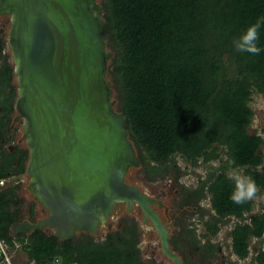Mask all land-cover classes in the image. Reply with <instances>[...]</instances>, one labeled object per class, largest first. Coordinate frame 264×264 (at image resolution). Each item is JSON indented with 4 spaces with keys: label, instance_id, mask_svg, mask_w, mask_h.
I'll return each instance as SVG.
<instances>
[{
    "label": "trees",
    "instance_id": "1",
    "mask_svg": "<svg viewBox=\"0 0 264 264\" xmlns=\"http://www.w3.org/2000/svg\"><path fill=\"white\" fill-rule=\"evenodd\" d=\"M101 4L103 32L109 33L107 46L113 51L108 73L147 178L166 169L176 156L193 165L200 160L206 164L207 178L197 189L207 185L210 205L220 216L242 217L253 199L233 203L229 198L233 184L223 166L228 167L227 159L234 160V167H243L257 187H264V169L256 167L263 159L258 151L262 139L248 130L252 93L264 91V24L259 55L235 51L232 40L246 25L264 18V0H101ZM1 41L0 37V139L11 127L15 96ZM26 156L22 147L16 145L9 152L0 141V179L5 180L0 184V237L10 251L18 247L31 264H137L131 228L99 241L88 233L59 240L38 229L10 235L9 224L21 213L17 190ZM218 157L222 163L215 166ZM11 204L17 208L12 210ZM29 218L33 219L32 204ZM207 224L215 228L214 223ZM263 231L262 211L236 221L231 231L234 251L246 255L249 239ZM258 260H264L263 252Z\"/></svg>",
    "mask_w": 264,
    "mask_h": 264
},
{
    "label": "water",
    "instance_id": "2",
    "mask_svg": "<svg viewBox=\"0 0 264 264\" xmlns=\"http://www.w3.org/2000/svg\"><path fill=\"white\" fill-rule=\"evenodd\" d=\"M102 12L101 0H0L11 114L27 150L17 194L33 205V219L29 204L20 207L8 231L95 236L119 231L122 215L139 210L140 230L152 225L168 252L158 201L126 178L142 163L108 73L113 51Z\"/></svg>",
    "mask_w": 264,
    "mask_h": 264
},
{
    "label": "flooded vegetation",
    "instance_id": "3",
    "mask_svg": "<svg viewBox=\"0 0 264 264\" xmlns=\"http://www.w3.org/2000/svg\"><path fill=\"white\" fill-rule=\"evenodd\" d=\"M5 59L8 62L6 56ZM9 114V125L11 127L8 129L6 137H3L0 141L2 142L3 148L9 152H13L16 146L13 143L15 136L13 123L17 122L19 119L15 116L11 117L12 114ZM263 127L264 124L259 126V131L257 132L254 128L252 129L251 123L248 127L250 133L259 135L262 139V142L258 146V151L262 153L263 159L262 162L256 166L262 169H264V152L262 150L264 147V138L260 131ZM9 136H12V139ZM19 147L21 148V146ZM219 158L220 157L214 160L212 164L215 166L221 165L222 162ZM186 163L193 168L204 167L203 174H201L200 171L194 172L192 179L195 177V182H192V179L188 177L189 169L184 166ZM212 164H210V166H212ZM236 167L242 171L244 169L241 166ZM223 168L227 171L228 167L223 166ZM143 169L145 173L144 166ZM195 170L198 171L197 169ZM206 178V164H202L200 160H198L197 164L193 165L182 158L180 159L178 156L172 159L166 169H162L151 178L152 180L166 179L163 182V187L167 185L173 189L170 192L157 189L152 193L153 198L158 201V204H155V210L158 211L166 227V250L169 253L164 250L158 230L152 225H146V227L144 226L143 229L141 228L140 230L138 223L135 222V220H138L139 215H137V218L135 217L136 219L125 218L122 220L119 231L107 232L104 234V237L100 238H96L93 235L90 236L94 240L99 241L106 239L107 234H116L117 232L125 233V231H127L126 229L131 228V230L134 231L137 264H264V260H258L260 254L262 252L264 253V231L260 236H252L249 239L248 252L244 256H240L234 251L231 233L236 221H247L252 218L256 212H264V206H261V203H257L254 209L253 199L251 208L243 211L242 217H237L232 214L220 216L210 205V193L206 189L207 185L203 184L201 190L197 189L200 181ZM4 181L3 179V183ZM258 189L259 196H264V187H258ZM166 194L169 195V198H166ZM165 199L168 200L166 201ZM14 209L16 208L14 207ZM138 209L140 208L138 207ZM207 222H211L212 225L214 223L215 228H209ZM142 234L146 235L148 242L147 245L143 246V249L142 246L138 245L140 242L139 236Z\"/></svg>",
    "mask_w": 264,
    "mask_h": 264
},
{
    "label": "rangeland",
    "instance_id": "4",
    "mask_svg": "<svg viewBox=\"0 0 264 264\" xmlns=\"http://www.w3.org/2000/svg\"><path fill=\"white\" fill-rule=\"evenodd\" d=\"M9 23V20L2 16L0 17V29L2 30V32H0V36L1 38H5V34L6 31L5 29L7 28ZM4 31V32H3ZM111 49V48H110ZM250 107L253 110V115H252V120H251V127L252 129L254 128L257 131L258 127L264 124V91L263 92H253L252 96H251V100L249 102ZM13 128H14V144L15 145H19V146H23V141L19 138L20 135V120H18L17 122L13 123ZM262 132V136L264 138V127L263 129L260 131ZM263 152H264V147L262 148ZM264 155V154H263ZM181 159V158H180ZM183 163V161H182ZM186 168L189 169V178L192 179V177L194 176V172H201V174L204 173V167H198V168H193L192 166H189L187 163L184 165ZM201 168V169H200ZM195 169H197L198 171H196ZM195 170V171H194ZM200 174V175H201ZM187 177V178H188ZM126 178L128 179V181H131L132 183H135L136 185H138L140 188L144 189L147 193H154L155 190H161L165 191V192H170L171 190H173L172 188L168 187L166 185V187H163V182L165 180H152V179H148L146 177V174L144 173V169H143V165L142 167H132L129 169V171L127 172ZM21 179V181H20ZM195 182V177L192 179V182ZM21 182V184H23L24 180L21 178V174L19 176V183ZM25 194V192H24ZM264 195V194H263ZM166 198H169V195L166 194ZM166 201L168 199H165ZM31 203H33V201H31ZM257 203H261V206H264V196H259V194L257 193V196L254 198V203H253V208L255 209L257 205ZM21 206L25 208L28 204H29V199H26L25 197H22V202H21ZM22 215L26 216V213H22ZM137 215H141L139 210H136L135 213L132 214H128L125 213L124 215H122L121 220H124L125 218L130 219V218H137ZM132 216V217H130ZM134 216V217H133ZM135 218V219H136ZM136 223L141 224V222H139V220H135ZM113 228V227H112ZM47 232H51L50 229H46ZM106 232H100L99 235H95L94 237L96 238H100V237H104ZM140 242L138 243L139 246H143L147 245V237L145 234H142L139 236ZM264 243V242H263ZM262 243V244H263ZM11 253L13 255V258H15L16 262H20V264H31L29 262H26L25 257L23 255V253L21 252V250H19L18 247L14 248L13 250H11ZM15 262V261H14ZM17 262V263H18Z\"/></svg>",
    "mask_w": 264,
    "mask_h": 264
},
{
    "label": "clouds",
    "instance_id": "5",
    "mask_svg": "<svg viewBox=\"0 0 264 264\" xmlns=\"http://www.w3.org/2000/svg\"><path fill=\"white\" fill-rule=\"evenodd\" d=\"M262 24H264V18H259L246 25L238 35L233 37L232 44L235 51L248 53L252 56L259 55L262 51L259 44ZM234 164V160L227 159L226 176L233 184V190L230 192L229 198L233 203L239 205L254 199L259 189L255 180L251 176L244 174L239 168L234 167Z\"/></svg>",
    "mask_w": 264,
    "mask_h": 264
},
{
    "label": "built area",
    "instance_id": "6",
    "mask_svg": "<svg viewBox=\"0 0 264 264\" xmlns=\"http://www.w3.org/2000/svg\"><path fill=\"white\" fill-rule=\"evenodd\" d=\"M2 183L3 179H0V184ZM0 264H14L9 246L2 237H0Z\"/></svg>",
    "mask_w": 264,
    "mask_h": 264
}]
</instances>
